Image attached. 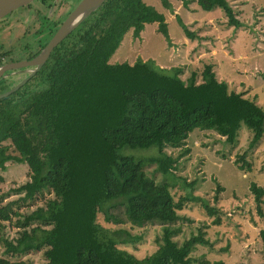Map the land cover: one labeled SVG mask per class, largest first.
<instances>
[{
	"label": "trees",
	"instance_id": "1",
	"mask_svg": "<svg viewBox=\"0 0 264 264\" xmlns=\"http://www.w3.org/2000/svg\"><path fill=\"white\" fill-rule=\"evenodd\" d=\"M161 2L171 9L170 0ZM196 2L207 12L221 9L231 26H240L228 0ZM149 24L168 38L165 16L143 0H107L53 52L42 88L0 100V171L11 163L29 168V180L12 190L18 198L0 206V264H34L27 257L39 253L41 264H193L194 250L210 245L203 232L182 244L175 240L186 202L202 203L211 215L219 210L192 191L175 199L171 185L179 159L166 149L204 129L231 145L242 125L252 131L254 148L264 137V108L230 91L212 65L185 80L181 67L110 63L125 35L132 31L137 38ZM7 90L0 85V94ZM240 161L242 170L251 169L245 155ZM182 179L195 188L196 182ZM250 189L260 206L264 188L253 183ZM99 215L113 225L126 219L163 226L159 248L136 257L121 246L140 237L102 226ZM4 223L17 230L15 236H5ZM260 238L264 246V229Z\"/></svg>",
	"mask_w": 264,
	"mask_h": 264
},
{
	"label": "rangeland",
	"instance_id": "2",
	"mask_svg": "<svg viewBox=\"0 0 264 264\" xmlns=\"http://www.w3.org/2000/svg\"><path fill=\"white\" fill-rule=\"evenodd\" d=\"M143 1L165 16L168 38L159 31L158 24L146 25L137 38L130 31L110 63L134 64L143 60L165 69L181 67L185 80L193 72L201 74L206 65H212L218 80L228 83L230 91L242 93L264 108V0H228L240 22L238 27L229 24L221 9L204 11L197 0H191L188 6L179 0H170L171 9L165 8L161 0ZM59 16L58 12L53 19ZM178 18L196 36L194 39L186 36ZM22 30L18 33L21 40ZM31 37L22 41L31 42ZM252 137V131L242 125L236 142L230 145L216 131L204 129L191 134L181 147L166 149L169 155L179 159L173 176L176 185H171L175 199L186 197L192 191L211 208L219 210L211 215L202 203L186 202L179 212L180 221L176 226L181 228V234L175 238L179 244L199 232L210 242L209 246L194 250L193 264H264L260 238L264 229V197L258 206L250 189L253 183L264 188V137L250 148ZM244 155L245 162L251 164L250 170L241 169L240 158ZM7 166L6 172L0 171V206L16 200L18 196L12 190L29 180L26 164ZM147 171L153 174L154 169L149 167ZM182 178L187 183L196 182L195 188L183 186ZM155 179L163 182L159 174ZM98 222L140 237L133 244L121 246L140 259L159 248L163 230L159 224L135 225L125 219L122 225H113L106 223L103 215H99ZM4 225L5 236H15L17 230L8 223ZM3 252L0 244V256ZM27 260L41 264L45 258L39 253L29 255Z\"/></svg>",
	"mask_w": 264,
	"mask_h": 264
},
{
	"label": "flooded vegetation",
	"instance_id": "3",
	"mask_svg": "<svg viewBox=\"0 0 264 264\" xmlns=\"http://www.w3.org/2000/svg\"><path fill=\"white\" fill-rule=\"evenodd\" d=\"M80 2L81 0H38L12 16L1 20L0 68L13 63L34 60L50 43L59 28ZM58 12L60 14L59 18L53 19L54 15L58 14ZM85 21L68 35L53 52L63 43L68 42L74 32L80 29ZM37 22L40 23L39 26L36 24ZM20 28L23 29L22 40L33 36L31 37V42L24 43L20 39L18 35ZM53 52L40 69L37 66H28L5 72L0 78V85L8 87L6 92H9L20 84H23V86L17 91L23 89L26 92H33L38 88H42L45 85L43 71L51 64Z\"/></svg>",
	"mask_w": 264,
	"mask_h": 264
},
{
	"label": "water",
	"instance_id": "4",
	"mask_svg": "<svg viewBox=\"0 0 264 264\" xmlns=\"http://www.w3.org/2000/svg\"><path fill=\"white\" fill-rule=\"evenodd\" d=\"M38 0H0V21L4 20L19 10L37 2ZM107 0H81L74 11L68 16L63 25L59 28L55 36L45 49L32 61H23L13 63L8 66L0 68V78L5 72L28 66H37L40 69L47 59L50 57L53 50L88 17L96 12ZM23 84L18 85L14 89L0 95V100L8 97L9 95L20 89Z\"/></svg>",
	"mask_w": 264,
	"mask_h": 264
}]
</instances>
